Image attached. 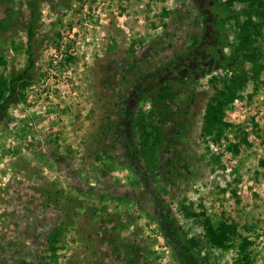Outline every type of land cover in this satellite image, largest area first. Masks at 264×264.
<instances>
[{
    "label": "rangeland",
    "instance_id": "1",
    "mask_svg": "<svg viewBox=\"0 0 264 264\" xmlns=\"http://www.w3.org/2000/svg\"><path fill=\"white\" fill-rule=\"evenodd\" d=\"M30 1L0 0L5 75L28 63ZM205 5L37 2L35 72L0 124V264H193L183 238L196 240L203 264H236L241 239L215 247L202 214L236 223L252 264H264V72L258 93L249 84L227 112L222 141H203L210 79L228 71L203 50ZM226 29L233 41L235 22ZM188 83L195 103L182 91ZM168 84L180 98L161 102ZM151 110L162 121L159 148L139 129Z\"/></svg>",
    "mask_w": 264,
    "mask_h": 264
},
{
    "label": "trees",
    "instance_id": "2",
    "mask_svg": "<svg viewBox=\"0 0 264 264\" xmlns=\"http://www.w3.org/2000/svg\"><path fill=\"white\" fill-rule=\"evenodd\" d=\"M32 0L29 3L33 5L31 8V17L28 29L26 31L27 42V65L22 72L14 75H5L0 73V124H5L9 118V110L12 106L24 100V95L20 92V86L27 85L34 75L35 70V49L34 41L37 36V22L39 20L37 2ZM206 17L205 33L207 38L204 41L203 50L207 55H211V60L215 65L213 68H225L228 71L224 74H218L210 79L213 87V94L209 98L203 117L202 140L221 142L224 134L230 131L232 124L227 121L226 114L231 109L233 103L246 91L249 84L256 86L255 93H258L259 84L264 72V0H205ZM237 9V10H236ZM232 21L236 24L234 32V40L231 41L227 33V24ZM191 83H188L183 91L189 103H195L196 90H190ZM162 94L160 101L166 96L171 99L180 98L178 93H173L171 84L161 88ZM253 98V96H250ZM157 100V99H155ZM160 102V103H161ZM154 110L144 117L139 118V129L144 145L149 146L150 139L154 141L155 147L162 145L161 122H154L156 119ZM163 112V111H162ZM160 113L162 119L166 118L165 113ZM242 135L241 141L247 144L248 137L244 131H240ZM240 141V142H241ZM238 143L234 144L230 149L235 155L239 153ZM207 156L209 163L218 164L223 167L220 156L208 150ZM260 165L264 168V160L260 161ZM178 168V167H177ZM224 168V167H223ZM184 171H190L188 166L184 167ZM182 175L181 172H177ZM166 210V206L160 203V207ZM165 206V207H164ZM188 211L187 208H185ZM169 213V211H167ZM189 212V211H188ZM204 216V228L206 236L212 245L222 250H229L235 247L237 238L241 239L238 246L239 258L236 264H252V254L250 252L251 242L248 238H241L238 228L234 222L225 220H213ZM170 217H165L166 224H169ZM170 226L171 223H170ZM57 231V234L55 231ZM51 234V240H58L59 229ZM176 232V229H175ZM178 236L179 233L177 232ZM180 239V238H179ZM182 246L187 249L193 264H203L199 256L194 254L192 247L196 246V240H191L193 246L189 247L186 240L180 239Z\"/></svg>",
    "mask_w": 264,
    "mask_h": 264
}]
</instances>
